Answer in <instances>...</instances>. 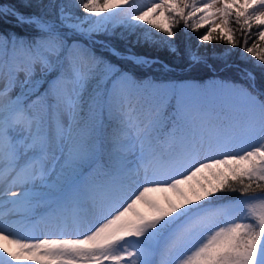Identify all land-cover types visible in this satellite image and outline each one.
<instances>
[{
	"label": "snow or ice",
	"instance_id": "6c2138e0",
	"mask_svg": "<svg viewBox=\"0 0 264 264\" xmlns=\"http://www.w3.org/2000/svg\"><path fill=\"white\" fill-rule=\"evenodd\" d=\"M134 4L0 7L32 28L0 32V217H19L0 219V264H264V78L238 67L239 80L157 81L134 69L158 60L118 46L141 24L170 43L182 22L264 69V0ZM149 90L164 93L154 108L138 97ZM208 91L228 94L222 126L206 118ZM53 217L63 238L23 236L26 221Z\"/></svg>",
	"mask_w": 264,
	"mask_h": 264
},
{
	"label": "trees",
	"instance_id": "16d2710c",
	"mask_svg": "<svg viewBox=\"0 0 264 264\" xmlns=\"http://www.w3.org/2000/svg\"><path fill=\"white\" fill-rule=\"evenodd\" d=\"M54 0H0V7L15 6L25 13L36 12H51L49 3ZM24 3H30L31 7L24 8ZM175 39L170 43H166V37L163 33H158L155 30H149L141 34H137L134 40H121L118 46L137 56L154 58L160 63L154 65L149 71L147 68L134 69L138 76L143 77L145 74L152 76L157 81L167 82H184V83H208L213 79L217 80H239L240 73L238 67H248L255 71L257 81L264 78V69L255 66V61L250 60L246 53H242L237 47L230 49L228 45L221 42L213 41L211 43H200L198 36L204 34V29L198 32H193L186 29L181 22L175 29ZM255 31V29H254ZM0 32H16L22 34H31L32 28L26 25H17L14 18H0ZM251 40L249 44H251ZM174 49V51H173ZM195 55L201 57V62L193 63L191 57ZM126 69L132 68L133 65L128 61L119 62ZM165 66H167L165 68ZM212 69H215L213 71ZM150 92V106L154 107L156 101L161 102L164 93L158 90H149L138 94L141 101H144V93ZM201 103L206 113V118L210 124L222 126L225 118L232 114L230 105L223 103V99L228 95L208 91L199 94ZM153 98V99H152ZM169 113L173 112L175 99L169 98ZM146 108L148 105L146 104ZM229 199L236 198L239 193L227 194Z\"/></svg>",
	"mask_w": 264,
	"mask_h": 264
},
{
	"label": "rangeland",
	"instance_id": "374dc122",
	"mask_svg": "<svg viewBox=\"0 0 264 264\" xmlns=\"http://www.w3.org/2000/svg\"><path fill=\"white\" fill-rule=\"evenodd\" d=\"M61 3L65 4H75L76 0H54L53 3H49V6L52 5H59ZM148 3V0H135V4L133 5L137 10L142 8L144 5ZM49 10L51 11L50 14H54L56 12L55 7H49ZM73 11L79 13L80 15H84V13L77 8H73ZM129 11L128 8H125L123 11L119 12V14L115 17V19L112 21L114 25H116L115 32L117 35H119L122 32H125V29L123 26L119 25L118 21ZM135 14V13H133ZM147 28L149 26L141 24L134 33L127 35L125 40H134L135 36L137 34L144 33L147 31ZM126 54H129V52H125ZM23 78V74H21V79ZM18 90V89H17ZM144 100L146 99L148 103H146L148 106H150L151 101V94L150 92L144 93ZM186 97L189 98V101H192V97L196 94L192 93L191 91L186 92ZM153 99V98H152ZM145 104V106H146ZM160 103L156 101V104L154 107L158 106ZM153 107V108H154ZM12 191H19L18 188H13ZM235 199V198H232ZM68 220H71L70 213L68 214ZM0 219L4 220L5 222H11L12 220L19 219L18 216H6V217H0ZM63 221V217L61 218H48L46 221H39V218L35 220L26 221L25 225L23 227V236L26 238H44L45 234H47L48 238H63L60 236L61 227L59 226ZM68 232L73 235V238H75L74 235V229H68Z\"/></svg>",
	"mask_w": 264,
	"mask_h": 264
}]
</instances>
